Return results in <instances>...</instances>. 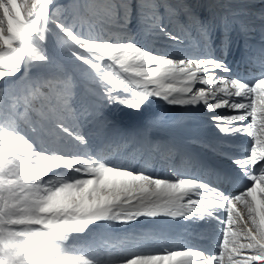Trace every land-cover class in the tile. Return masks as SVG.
<instances>
[{"label": "snow or ice", "instance_id": "obj_1", "mask_svg": "<svg viewBox=\"0 0 264 264\" xmlns=\"http://www.w3.org/2000/svg\"><path fill=\"white\" fill-rule=\"evenodd\" d=\"M56 7V0H0V81L50 62L48 34L54 24L71 55L104 82L109 103L140 111L150 97H162L171 105L202 102L215 113L210 119L220 133L248 137L247 154L233 157L232 163L251 183L227 195L192 177L171 180L91 154L34 147L9 118L19 102L12 98L9 116L0 121V264H100L66 242L101 222L193 216L221 225L218 251L166 248L131 253L119 264H264V72L249 82L217 75L232 69L211 55L173 57L133 40L89 38L58 18ZM159 31L179 40L164 26ZM105 58L111 62L108 67L118 66L130 75L111 79V72L101 71L99 61ZM53 122L68 137L87 143L61 120ZM221 208L225 214H216Z\"/></svg>", "mask_w": 264, "mask_h": 264}, {"label": "bare ground", "instance_id": "obj_2", "mask_svg": "<svg viewBox=\"0 0 264 264\" xmlns=\"http://www.w3.org/2000/svg\"><path fill=\"white\" fill-rule=\"evenodd\" d=\"M176 21L182 22V18H176ZM202 20H198L200 22ZM175 23V21H174ZM206 27L211 28V34L217 33V24L205 22ZM168 32L179 37V40H172L168 35L162 32H156L153 34V40L155 43H160L163 41L167 45L166 50H159L158 48L143 46L146 49H151L153 52L165 53L167 55H172L173 57L189 56L196 57L197 54L187 51L186 48L189 47L192 42L186 43L187 32L181 33L173 29V27L166 28ZM124 36H118L113 40L126 41ZM52 41L49 38L47 46L53 48ZM186 44V48L182 49L179 44ZM57 47V46H56ZM54 51V50H53ZM60 51V50H59ZM200 56L209 55L207 50L199 52ZM63 57V56H62ZM104 65L101 69L105 74L111 72V79H117L122 76H129L130 74L124 73L119 67H115L110 61L104 59L99 61ZM92 70V69H91ZM94 71V70H92ZM131 78V77H130ZM139 79V78H135ZM128 85H123L122 87H127ZM134 87V85H133ZM153 87L152 85L149 86ZM119 92V90H117ZM90 95L79 96L77 98H72L71 101L63 102L58 116H54L52 126L54 131L59 135H52L50 138L46 139H36L30 141L34 147H42L45 149L55 150L57 148L65 152V154H91L102 158L109 164H114L118 167H131L136 171H144L149 175L162 177V167L156 158L157 150L162 146L166 139H178L174 135H169L164 133L156 125H163L167 122L165 117L166 113L162 112L159 114L156 112L152 115V108L156 106L157 108L167 107L170 104L164 100L162 97H150L149 102L140 111H135L122 106L118 103H109L104 96V82H98L90 90ZM126 95V93H124ZM66 98V97H65ZM71 98V97H70ZM171 108V107H170ZM169 108V109H170ZM86 110V111H85ZM61 120L67 127H69L74 133L82 135L85 137L87 143L81 144L74 140L72 137H68L60 129L55 127L54 120ZM94 125V126H93ZM128 125L127 132L131 135L129 138H121L117 135L119 132H124L125 127ZM94 132L96 134H93ZM108 133V134H105ZM190 137V136H188ZM117 138V139H115ZM166 169L170 171L172 167L175 166L174 163H165ZM58 172H63V169L56 170ZM52 176V173L49 174ZM166 178L171 179L172 173H169ZM48 177H45L47 180ZM105 226L107 232L110 235H116V228L112 223L101 222L98 225H91L92 231L86 234H73L72 237L66 242L69 248L73 251L87 253V248H90L93 243V232H101L99 227ZM237 225H234L236 227ZM39 227V226H33ZM124 239L113 240L110 247L109 243L103 239H98V242L94 245L99 253H104L109 250L99 262L100 264H119V261L127 257L121 252V246L124 244ZM93 251V248H90ZM94 260H98L94 258Z\"/></svg>", "mask_w": 264, "mask_h": 264}, {"label": "rangeland", "instance_id": "obj_3", "mask_svg": "<svg viewBox=\"0 0 264 264\" xmlns=\"http://www.w3.org/2000/svg\"><path fill=\"white\" fill-rule=\"evenodd\" d=\"M67 1L68 0H56L57 7L54 14L64 23L72 25L77 33L93 39L113 40L118 36L128 34L127 40L140 42L139 38L143 37L144 29H148V23H154L151 20H149L148 23L140 21L147 17H155L158 19L157 21L162 20L160 17L161 12H157L159 4H155L154 0H139L138 4L133 1L135 4L133 5L134 7H131V0H70L72 3ZM177 1L179 3H184V6L186 5L189 10L197 8L199 5V0ZM167 4L165 3L166 6L164 4L162 6L167 9L170 6L169 3ZM157 25L158 24H155L153 26L157 27ZM49 27L51 29L48 34L49 38L53 42V47L57 51L60 50L59 54L63 56V61L73 66L79 78L89 83H95L97 79L89 66L84 65L71 55L67 45H65L61 39L63 34L59 33V30L55 28L54 24H50ZM106 28L110 29L107 30ZM150 30H154V27H151ZM47 52L51 58L50 62L43 66L34 64V66L37 67L34 70L44 71L52 69L57 73L55 76L58 77V79L54 78L55 76L52 79L45 78L42 85L33 84L32 87L34 89L31 91L22 88L23 93H21L19 97H12L11 91L5 90L10 88L11 85L6 86V84L0 81V121L9 116V101L12 98H16L19 102L14 109H11L9 118L17 129L25 128L20 133L26 138H28L30 134L37 136L33 128H37L38 126L42 127L41 123H45L44 116L46 112L50 111L51 114L54 113V116H58L59 113L56 111L60 107V104L70 101L74 96L76 98L78 96V94H76L78 90L69 77V74L64 75V72L60 71L61 66L55 59V56L49 53V51ZM85 55L87 54L85 53ZM30 67L22 69V71L25 70L24 74L28 73ZM43 73L45 74V72ZM45 97L50 98V101L45 103ZM28 101H30V103ZM1 103L7 106L6 110L4 107H1ZM60 111L61 110H59V112ZM54 116L51 115V118ZM45 131L47 130L45 129ZM14 227L23 228L24 226Z\"/></svg>", "mask_w": 264, "mask_h": 264}]
</instances>
